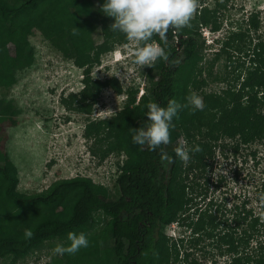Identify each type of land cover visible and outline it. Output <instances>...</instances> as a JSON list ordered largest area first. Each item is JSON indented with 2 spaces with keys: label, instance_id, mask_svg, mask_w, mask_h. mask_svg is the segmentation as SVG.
<instances>
[{
  "label": "trees",
  "instance_id": "16d2710c",
  "mask_svg": "<svg viewBox=\"0 0 264 264\" xmlns=\"http://www.w3.org/2000/svg\"><path fill=\"white\" fill-rule=\"evenodd\" d=\"M227 1L215 4L218 11L225 9ZM103 3L104 0H0V89L16 84L17 74L34 63L35 50L30 37L37 31L63 59L82 69V89L68 95L70 102H77L76 110L88 112L108 85L116 93L127 96L114 116L89 121L85 126V136L95 133V142L111 140L100 150L102 158L110 152L124 155L113 188L107 189L88 177L76 176L56 180L44 190L30 194L18 190L17 170L3 151V131L7 125L15 124L18 110L11 99L0 97V261L9 259L8 264H16L55 240L67 246L68 233L74 232L84 233L88 246L74 254L53 255L48 264H198L184 249L182 238L185 236L174 241L164 233L170 224L180 222L183 230L189 229L187 238L192 246L202 241L203 227L211 226V231L202 236L210 240L208 245L219 254L230 257L224 264H264V184L260 185L259 211L255 213L250 208L242 222L238 219L236 227L218 239L214 233L216 217L203 218L197 213L198 207L194 208L192 217L188 215L183 220L181 217L195 205L194 198L187 196L188 185L183 175L191 171L199 175L211 173L206 168L213 163L212 148L219 135L239 132L244 139L248 134L253 140L264 139V42L257 40L251 51L242 46L249 28L258 27L256 15H249L248 30L231 32L225 40L217 41L219 48L212 53L210 62L223 58L224 70H219L215 76L208 73L207 78L202 77L206 71L200 65L204 41L196 17H191L184 27L170 25L162 35L154 33L148 41H156L164 48L166 58L158 59L149 67L145 92L137 100L135 86L123 89L116 75L102 80L91 78L93 66L100 64L104 53L115 44L128 42L124 33L109 28L114 20L102 11ZM21 19L23 23L17 25ZM212 26L213 30H218L220 25L214 22ZM95 35L101 37L100 42L95 41ZM16 47L24 51L19 59L14 53ZM234 54L243 60L248 57L244 80L237 89L234 87L240 79L242 64L235 65L229 72L238 71L233 76L234 82L223 76ZM208 79L222 80L233 87L206 93L202 88ZM193 93L202 97L205 107L197 110L188 105L179 110L171 122L167 145L152 150L133 143L130 129L144 125L149 103L166 107L175 99L184 105ZM182 135L190 140L189 149L200 147L198 152H189L187 162L175 152L177 147H184L179 141ZM164 154L168 155L170 165L167 185L156 179ZM197 185L190 186L192 192ZM122 211L130 213V217L118 221L117 214ZM97 212L103 219L107 215L113 219L104 220L101 227L93 229ZM146 217L149 226L142 223ZM246 218L249 221L243 227ZM25 229H31V238L25 237ZM253 240L254 245L250 246ZM91 252H97L99 259L84 258L85 253Z\"/></svg>",
  "mask_w": 264,
  "mask_h": 264
},
{
  "label": "rangeland",
  "instance_id": "374dc122",
  "mask_svg": "<svg viewBox=\"0 0 264 264\" xmlns=\"http://www.w3.org/2000/svg\"><path fill=\"white\" fill-rule=\"evenodd\" d=\"M98 1L101 2V0ZM222 1L225 0L196 1V8L191 16L199 20L201 38L204 41L200 63L206 69L202 75L204 78H207L208 73L215 76L219 70H224V59L212 63L210 62L211 55L218 50L217 43L225 40L229 33L248 30L247 24L251 13L256 15L258 27L255 30L249 28L242 46L247 51H251L257 40L261 39L264 42V0H228L225 9L218 11L215 4ZM214 22L219 23L218 30L211 28ZM22 23V19L16 22L17 25ZM95 41L100 42L101 37L95 35ZM30 42L35 50L34 63L27 70L17 74L16 84L9 89H0V97L11 99L18 110L15 124L7 125L3 131V151L17 170L18 190L27 194L37 193L56 180L76 176L88 177L94 183L112 189L119 177V165L122 164L124 155L110 152L102 158L100 150L103 151L106 143L111 140L103 141V143L95 142L97 137L95 133L85 136V126L89 121L97 122L114 116L123 106L127 96L116 93L108 85L102 89L90 108L87 107L88 112L76 110L77 102H70L68 95L78 93L82 89V69L72 61L63 59L37 31L31 35ZM148 43L151 41H144L141 46ZM133 44L136 42L129 40L122 45L115 44L110 51L100 57L99 65L102 67L93 66L91 78L102 80L117 74L116 78L118 77L119 82L123 84V89H126L132 87L125 80L128 78L127 75L133 72L146 85L145 75L150 66L141 68L129 60L128 55L133 52L130 50ZM116 50L121 51L119 64L112 61V52ZM124 52L125 55H123ZM14 53L19 59L24 51L21 47H16ZM249 53L251 54V52ZM175 61L177 62V60ZM237 64L243 65L239 69L241 79L248 67V57L243 60L234 54L228 62L229 68L226 69L227 73L223 72V76H227V80L231 82L238 71L235 70L232 74L229 72ZM209 79L202 88V91L206 93L220 92L229 86L233 87L225 81L217 80L215 82ZM240 79L234 87L235 89L238 88ZM134 83V88L137 89L140 83L139 81ZM64 100L67 102H63ZM179 141L187 149L192 146L190 140L184 135L179 138ZM236 143L237 139L224 137L221 138L220 144L224 147L223 149L217 148L216 143L213 144V163L206 168V171L212 173L211 183L220 179L222 184L212 195L218 201L222 200L221 203H225L224 208L227 210L237 207L238 214L242 209L252 208L256 213L261 205L259 200L262 201L259 195L260 185L264 184V139L253 140L250 147L254 155L248 159H246V151L243 149L238 150V155L233 153L232 147ZM196 172L191 171V175L199 176ZM195 182L201 183L202 181L195 180ZM210 190L213 191V186ZM225 192L226 194H224ZM224 198H227L228 201L225 202ZM231 214L232 212H228L225 215L229 221L233 220L234 213ZM104 220L106 219H103L100 213H94L93 229L101 227ZM246 223L245 221L242 226L246 227ZM238 228L240 229V227ZM187 230L184 232L183 228L181 230L179 226L172 223L165 228L164 233L171 237L177 233H183L185 239H188L189 232ZM59 243L57 240L46 243L41 249L28 254L16 264H48L51 257L56 255L53 249ZM208 243L210 240L203 239L197 246H192L188 240L183 245L184 249L191 253L190 259L196 260L198 264H213L215 260L217 264H220V261L225 258L224 255L219 254V251L209 246ZM249 245H254V240ZM245 251L246 253L250 252L249 250ZM84 258L99 259L97 252L85 253ZM8 260H1L0 264H8Z\"/></svg>",
  "mask_w": 264,
  "mask_h": 264
},
{
  "label": "clouds",
  "instance_id": "9594fccd",
  "mask_svg": "<svg viewBox=\"0 0 264 264\" xmlns=\"http://www.w3.org/2000/svg\"><path fill=\"white\" fill-rule=\"evenodd\" d=\"M195 8L196 0H104L101 7L104 14L114 20L109 28L124 33L129 41L136 42L130 48L133 52L128 56L133 64L135 62L141 68L143 66H151L160 58H166V53L164 48L159 46L156 41L152 40L151 43L144 46H141L140 41H147L154 33L162 35L170 25L176 28L188 25ZM123 55H125V52ZM112 56V61L118 63L121 51H113ZM98 67H102V65ZM132 74L133 72L127 75L128 78L125 82L135 86L134 82L139 81L140 84L136 95L138 100L145 92V82L140 81V77L136 74ZM115 75L117 76V74ZM243 80L244 76L241 77L239 83L243 82ZM186 99L187 104L184 105L172 99L166 107H162L155 102L149 103L147 105V120L144 125L130 129L133 143L146 146L152 150L158 146L167 145L170 140L169 129L171 122L178 115L179 110L188 105L197 110H203L205 107L202 97L195 93ZM190 151L198 152L200 147L197 145L192 149L184 147L175 149L177 156L184 162L190 159ZM165 158L167 157L165 156ZM180 229L182 230V228ZM24 235L26 238H31L33 233L31 229H25ZM183 236V233H177L169 237L174 241H178ZM182 239H184V242L188 241V239ZM68 240L70 243L67 246L58 244L53 249L54 253L58 255H64L65 253L74 254L80 248L87 247L89 243L84 233L69 232ZM224 257L220 264L230 261L229 256Z\"/></svg>",
  "mask_w": 264,
  "mask_h": 264
},
{
  "label": "flooded vegetation",
  "instance_id": "af4514ba",
  "mask_svg": "<svg viewBox=\"0 0 264 264\" xmlns=\"http://www.w3.org/2000/svg\"><path fill=\"white\" fill-rule=\"evenodd\" d=\"M242 100H243L242 104L244 105L246 103L245 97L242 98ZM224 137H227L230 139L233 138L235 140L237 139L236 145L234 147H232L233 153L235 155H238L237 154L238 150H241V149L246 151V156H245L246 159L251 158L254 155L253 150L250 147L253 144V139H252V137H250L249 134L247 135L246 139H244L242 134L239 132H237V134H234L231 136L230 135H219V137L215 141V143L217 144V148H219V147H221L220 149L224 148L220 145L221 144V138H224ZM238 141H239V144H238ZM239 146H240V149H239ZM249 147H250V150L248 149ZM165 156L167 158H165ZM160 162H161L162 168L159 170V172H158L159 174L156 177V179L158 181L161 180V182L164 185H167L168 178H169V168H170V165L168 163L169 162L168 155L164 154L160 158ZM188 173H187V176L183 175V177H185V182L188 185L187 188L185 189V191H186L188 197L194 198L193 201L195 202V205L190 206L191 208H189V209H187V211L183 212V214L181 215V217H183L182 220L184 219L185 216H188V215H190V217H192L193 212H194V208H197V207L199 208V210H197L198 215H202L203 218L206 219V218L212 217V216L216 217L215 222H216L217 226H215L216 228L214 229V233L216 234V236H215L216 239H218V237L222 236L223 234H226L229 230H232L231 228L233 226L236 227V225H237L236 222L238 219H240L241 222L243 221V217L245 215V212H248V210L242 209V211H240V213L237 214V209H238L237 207L235 209H232V210H227L224 208L225 203H221L222 200L218 201L213 196L217 192V188L221 187L222 181L220 179L219 180L217 179V181H215L214 183H211L210 178H211L212 173H210L209 175L204 173V174H200L199 176L191 175V172H188ZM161 176H163V179H161ZM194 179L196 181H202V182L198 183L197 186L193 187L195 190L192 192V189L190 186L197 183V182H195ZM191 180H192V182H191ZM199 186H200V188H199ZM212 186H213V191L210 190ZM197 189L199 190V193H197V191H198ZM229 191H231V190H229ZM212 193H213V195H212ZM224 194H226V192ZM197 199H199V200H197ZM128 200H129V198H128ZM224 201L227 202L228 199L224 198ZM228 212L229 213L232 212L231 215H233V213H234L232 221H229V219L225 218V215ZM127 217L128 218L130 217V213L122 211L121 214L120 213L117 214L116 218L118 219V221H122L123 218L125 219ZM105 219H106L105 222L106 221L111 222V220L113 218H111L110 215L109 216L107 215V217H105ZM245 221L248 222L249 221L248 218H246ZM114 222H116V220ZM142 223L145 224L146 226H149V224H150L147 221V217L142 220ZM142 223H140V224L142 225ZM175 224L177 225V227L179 226V228H181L180 222H177ZM106 226H108V224ZM186 230H184V232ZM210 231H211V226L208 225V226L203 227V229L201 231L202 234L200 235L201 239L202 240L206 239L202 235H204L203 233L210 232ZM187 232H190L189 229L187 230Z\"/></svg>",
  "mask_w": 264,
  "mask_h": 264
}]
</instances>
